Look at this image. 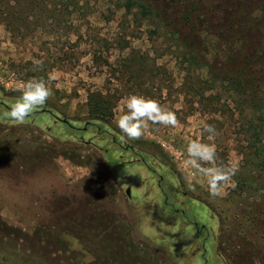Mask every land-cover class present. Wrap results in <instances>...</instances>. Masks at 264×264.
Returning <instances> with one entry per match:
<instances>
[{
	"label": "rangeland",
	"instance_id": "obj_1",
	"mask_svg": "<svg viewBox=\"0 0 264 264\" xmlns=\"http://www.w3.org/2000/svg\"><path fill=\"white\" fill-rule=\"evenodd\" d=\"M127 1L0 0V264H264V0ZM34 78L52 95L12 121ZM131 94L179 125L127 138ZM197 139L238 168L219 197L187 163Z\"/></svg>",
	"mask_w": 264,
	"mask_h": 264
},
{
	"label": "clouds",
	"instance_id": "obj_2",
	"mask_svg": "<svg viewBox=\"0 0 264 264\" xmlns=\"http://www.w3.org/2000/svg\"><path fill=\"white\" fill-rule=\"evenodd\" d=\"M34 64L42 67L43 61H34ZM21 91L22 95L17 102L5 113L6 117L20 124L24 123L35 109L45 105L52 95L47 81L43 78L24 82ZM125 107V113L118 117L116 124L129 139L137 140L144 136L149 122L170 127H176L180 123L175 111L151 97L131 94L126 98ZM204 131L208 133L210 139L218 135L214 125H205ZM187 155L189 157L187 163L208 178L209 194L212 197L221 196L224 186L238 172L235 165L215 164L218 154L214 144L193 140L187 147ZM232 186L235 187L234 184ZM192 190H195L194 187Z\"/></svg>",
	"mask_w": 264,
	"mask_h": 264
},
{
	"label": "trees",
	"instance_id": "obj_3",
	"mask_svg": "<svg viewBox=\"0 0 264 264\" xmlns=\"http://www.w3.org/2000/svg\"><path fill=\"white\" fill-rule=\"evenodd\" d=\"M124 7L128 12H133L134 9H137L138 11H141L143 15L149 16L152 13L150 5L136 0L127 1ZM89 99L91 117L103 122H112L114 118L113 110L116 105L115 101H113L108 95L98 91L92 92ZM257 134V139H259L261 137V132ZM257 150L262 162L260 166L263 167L264 172V146H259Z\"/></svg>",
	"mask_w": 264,
	"mask_h": 264
},
{
	"label": "flooded vegetation",
	"instance_id": "obj_4",
	"mask_svg": "<svg viewBox=\"0 0 264 264\" xmlns=\"http://www.w3.org/2000/svg\"><path fill=\"white\" fill-rule=\"evenodd\" d=\"M46 111V110H45ZM127 149H131V150H134V147L133 146H127L126 147ZM128 190H130V193H128ZM128 190H127V194L131 197V188H128ZM197 225V224H196Z\"/></svg>",
	"mask_w": 264,
	"mask_h": 264
},
{
	"label": "water",
	"instance_id": "obj_5",
	"mask_svg": "<svg viewBox=\"0 0 264 264\" xmlns=\"http://www.w3.org/2000/svg\"><path fill=\"white\" fill-rule=\"evenodd\" d=\"M64 122H65V123H69V121H68V120H64ZM128 193H130V190H128Z\"/></svg>",
	"mask_w": 264,
	"mask_h": 264
}]
</instances>
